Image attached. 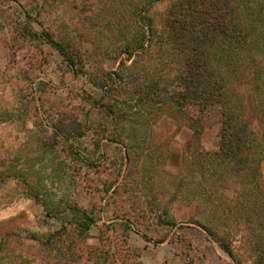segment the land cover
Listing matches in <instances>:
<instances>
[{
  "label": "rangeland",
  "instance_id": "rangeland-1",
  "mask_svg": "<svg viewBox=\"0 0 264 264\" xmlns=\"http://www.w3.org/2000/svg\"><path fill=\"white\" fill-rule=\"evenodd\" d=\"M173 1L133 16L128 0H0V264H264L258 190L251 212L227 213L236 175L228 186L195 167L193 149L220 150L218 108L198 131L146 113L145 84L177 65L167 48L145 52V15L159 33ZM248 67H235L234 88L264 101ZM260 156L264 198V146Z\"/></svg>",
  "mask_w": 264,
  "mask_h": 264
},
{
  "label": "trees",
  "instance_id": "trees-1",
  "mask_svg": "<svg viewBox=\"0 0 264 264\" xmlns=\"http://www.w3.org/2000/svg\"><path fill=\"white\" fill-rule=\"evenodd\" d=\"M128 1L132 15L138 16L143 9L148 11L162 0H145V5ZM263 11L260 0H174L162 18L163 29L159 33L155 31L152 19L145 15V52L149 43L167 48V52L174 55L172 62L177 65L173 75L164 72V76L158 74L156 79L145 84L146 113L155 116L166 111L173 113L187 118L198 131L204 115L218 108L220 150L210 153L195 148L193 160L201 176L216 177L218 182L228 186L242 185L237 197L233 198L236 206L226 207V203L220 201L227 213L240 215L251 212L250 193L254 189L258 190L256 194L264 209V198L257 181L264 146V101L256 96L253 99L251 92L247 96L238 95L231 73L235 67L249 68V63L256 66L253 76L255 95L259 97L263 93L264 96V66L257 63L254 52L264 36ZM42 36L65 60L71 61L62 42L49 34ZM133 51L131 48L127 53ZM222 53L223 61L233 68L231 73L220 66ZM169 85H175L176 90L170 92ZM253 119L261 125L259 133L252 128ZM231 175H236L238 183L227 178ZM200 192L205 198L210 197L206 188L202 187Z\"/></svg>",
  "mask_w": 264,
  "mask_h": 264
}]
</instances>
